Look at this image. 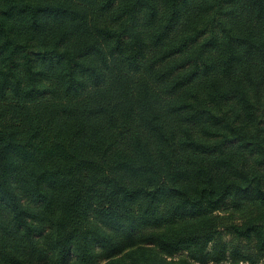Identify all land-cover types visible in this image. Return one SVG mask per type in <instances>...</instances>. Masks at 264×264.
Segmentation results:
<instances>
[{
    "label": "trees",
    "instance_id": "1",
    "mask_svg": "<svg viewBox=\"0 0 264 264\" xmlns=\"http://www.w3.org/2000/svg\"><path fill=\"white\" fill-rule=\"evenodd\" d=\"M263 260L264 0H0V264Z\"/></svg>",
    "mask_w": 264,
    "mask_h": 264
},
{
    "label": "rangeland",
    "instance_id": "2",
    "mask_svg": "<svg viewBox=\"0 0 264 264\" xmlns=\"http://www.w3.org/2000/svg\"><path fill=\"white\" fill-rule=\"evenodd\" d=\"M181 258H183V255H176V256L172 257L170 260H171L172 262L177 263V261L180 260ZM263 261H264V260H263ZM237 264H247V263H242V262H240V263H237ZM259 264H262V263H259Z\"/></svg>",
    "mask_w": 264,
    "mask_h": 264
}]
</instances>
